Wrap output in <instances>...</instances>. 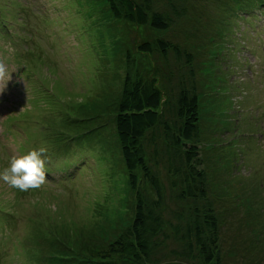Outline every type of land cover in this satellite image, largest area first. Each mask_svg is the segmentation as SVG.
I'll return each instance as SVG.
<instances>
[{"label":"rangeland","instance_id":"rangeland-1","mask_svg":"<svg viewBox=\"0 0 264 264\" xmlns=\"http://www.w3.org/2000/svg\"><path fill=\"white\" fill-rule=\"evenodd\" d=\"M173 2L186 14L163 30L115 18L106 0H0V63L11 74L0 93V169L48 148L41 188L0 181V264H82L131 225L135 200L116 129L131 62L133 76L156 78L166 100L161 120L172 126L180 125L178 93L195 82L217 263L264 264V0ZM154 7L172 10L168 0ZM158 38L167 53L138 50ZM144 143L163 187L162 243L150 261L113 258L180 262L174 226L194 216V201L179 197L184 185L169 171L161 123ZM138 178L155 198L142 171Z\"/></svg>","mask_w":264,"mask_h":264},{"label":"trees","instance_id":"trees-1","mask_svg":"<svg viewBox=\"0 0 264 264\" xmlns=\"http://www.w3.org/2000/svg\"><path fill=\"white\" fill-rule=\"evenodd\" d=\"M168 1L172 6L170 13L157 11L154 0H106L115 18L163 30L170 28L177 19L186 14L184 9L180 10L175 4L173 5L175 0ZM247 4L249 6L250 3ZM167 45L164 39L158 38L152 43L149 41L140 43L138 50L150 53L152 47L156 46L165 54ZM132 63L124 80L116 115V129L129 171L135 200V214L131 225L107 248L99 251L97 254L99 259L84 258L82 264H118L114 261V255L130 257L136 261H150L159 249L162 242L157 236L163 230L164 224L160 213L163 204V187L158 175L152 171L146 161L144 140L160 123L164 127L166 140L164 153L170 163L169 171L180 175L184 189L179 197L193 199L195 214L185 220L184 226H174V231L181 242V250H173V252L184 260L164 262L157 259L156 263L192 264L188 261L199 258L203 264H218L216 253L219 225L213 215L212 202L208 196L207 174L200 168L202 158L198 141L202 126L199 124L200 100L197 86L192 82L191 88L184 86L178 93L176 107L180 116L177 121L180 125L175 122L172 126L167 120H161L166 100L156 78H145L140 72L133 76ZM172 107L175 109L174 106ZM141 171L154 189L155 198L140 187L138 174L140 175ZM201 199L204 200L203 211L199 208Z\"/></svg>","mask_w":264,"mask_h":264},{"label":"clouds","instance_id":"clouds-1","mask_svg":"<svg viewBox=\"0 0 264 264\" xmlns=\"http://www.w3.org/2000/svg\"><path fill=\"white\" fill-rule=\"evenodd\" d=\"M10 79L11 74L0 63V93H3ZM47 153V146H40L12 157L8 166L0 169V181L23 192L41 188L47 181Z\"/></svg>","mask_w":264,"mask_h":264}]
</instances>
